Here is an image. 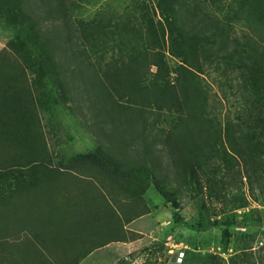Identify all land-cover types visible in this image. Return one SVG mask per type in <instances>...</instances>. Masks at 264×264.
<instances>
[{
    "label": "rangeland",
    "instance_id": "374dc122",
    "mask_svg": "<svg viewBox=\"0 0 264 264\" xmlns=\"http://www.w3.org/2000/svg\"><path fill=\"white\" fill-rule=\"evenodd\" d=\"M67 1L75 2L73 30L82 21L96 19L111 27L96 33L78 30L74 47L62 43L65 50L57 46L53 33L50 44L57 48H52L49 62L39 65L37 46L27 44L30 21L21 15V29H16L5 19L0 0V264H213L214 256L220 264H264V148L257 145L253 151L257 166L251 168L232 154L231 139L225 135L250 99L249 104L254 98L264 101V66L249 71L245 56L226 53L234 38H257L244 20L233 17L239 3L209 0L194 5L206 12L204 20L179 7V21L205 25L202 29L210 38L195 39L192 49H185L160 27V12L150 8L155 34L147 40L149 17L140 7L142 0ZM32 3L38 22L45 15L44 0ZM26 5L22 3L23 12ZM212 20L229 32L226 49H220L222 37L216 40L206 26ZM125 23L141 34L123 33ZM74 53L93 62L91 68L110 67L101 75L111 73L110 82L117 85L128 78L117 75V65L145 54L150 71L142 85L150 86L157 71L162 88L177 85L179 79L190 83L176 91L173 102L164 99V107L151 105L118 119L116 108L108 116L103 102L95 101L93 107L88 88L71 77ZM251 77L255 86L249 84ZM198 84L203 102H197L198 94L191 96L197 91L191 85ZM118 89L110 86L117 99ZM167 97H172L171 89ZM184 100L190 104L188 116L180 107ZM118 102L143 107L126 98ZM114 121L123 142L114 134ZM128 122L133 132L126 128ZM188 135L199 145L206 143V149L195 148L194 153L186 147L181 138ZM259 137L264 142V134ZM100 147L118 161L130 158L125 162L139 176L130 180L132 187H119L92 165L66 168L81 153ZM33 155L42 163L26 165ZM37 181L43 182L31 189ZM209 219L221 225L196 228Z\"/></svg>",
    "mask_w": 264,
    "mask_h": 264
},
{
    "label": "trees",
    "instance_id": "16d2710c",
    "mask_svg": "<svg viewBox=\"0 0 264 264\" xmlns=\"http://www.w3.org/2000/svg\"><path fill=\"white\" fill-rule=\"evenodd\" d=\"M209 0H156V2H153L152 5H150L147 0H142V5L140 7L147 9V15H148V26H147V40L150 41V37L155 34V25L154 21L151 16L150 9L154 11V13H157V10L160 12L162 18V21L160 22V27L162 29H165V27L168 30L169 35L176 41L179 40L180 44L183 45V47L191 46L190 49H192L194 45L195 39L206 41L210 38H207L209 34H207L202 28H205V25H188L187 23L183 24L179 21V7L180 8H186V10L191 14L192 17H200L206 16V12L202 9L200 11L196 10L194 8V5H197L201 2L203 5L204 3H207ZM212 3L216 4L219 2L221 4H226L229 0H211ZM237 1L239 3L238 10L234 12L233 17L238 20H244L247 25H249L253 31L254 34L257 35L256 37H253L251 35L245 36V41L242 42L238 40L237 38H234L231 43L233 44V47L230 51L226 52L229 55H235L238 54L240 57L245 56L247 58L246 60V66L249 69V71L253 70L254 68H257L258 66L262 65L264 66V0H233ZM5 11L3 12V15L7 21L12 23L16 29L20 28V23L22 22L19 18L21 15L26 16V18L30 21V27L29 30H27L26 38H27V44L29 47L31 45L37 46L34 47L35 49L39 50L37 52L36 61L38 60L39 65H42L46 59H48V62L52 58L50 55V52L52 48H57L55 46H52L50 42H52L51 39H55L53 36V33L56 34V43L59 48H62L65 50L66 47L62 45V43H68L72 45L73 39H74V33L80 30V32H94L97 31H107L108 28H110V25H107L104 20H97L96 21H82L80 22L77 27L78 29L73 30L74 24V4L75 2H70L67 0H44V9H45V15L43 16V19L39 18L38 22H36V19L33 18L32 10H34V6L32 3V0H15L12 2V0H2ZM26 2L25 11H22V3ZM218 5V6H219ZM150 8V9H149ZM156 8V11H155ZM195 10V12H193ZM18 12V13H17ZM52 19V20H50ZM145 19V18H144ZM204 20V18H201ZM247 20V21H246ZM20 22V23H19ZM188 25V26H186ZM190 26V27H189ZM211 29V33L215 35L216 40L217 36H221L222 45L220 49H226L227 44L226 42L229 41V32L226 30L221 31L217 27L216 20H212L208 24H206ZM133 28V31L131 29ZM215 28L218 30L215 31ZM121 30L123 33L131 34H141V30L136 29V27L130 26V24H122ZM256 30V32H255ZM64 31H67L66 37L63 38L61 35ZM135 31V32H134ZM253 34V33H252ZM133 35H126L128 37ZM77 36V35H76ZM178 43V42H177ZM39 44V46L37 45ZM261 44V46H260ZM260 46V49H259ZM74 47V45H72ZM30 48L26 50V53H28ZM188 56L191 55L187 54ZM74 56V57H73ZM73 61L75 62V66L71 69V77L72 78H80L86 86V89L88 88L87 94L88 98L94 101L92 103L93 107H97L96 103L97 101L104 103V109L107 112L108 116L112 115V112L117 109V114L119 116L118 119L121 118H127L128 116L133 114V111H139V113L144 112L149 109L148 106L151 105H161L164 107L166 104L164 102V99H169L170 102H173V97L177 93L176 91L183 90L185 86L189 85V79L185 80H178L177 85L171 86L170 84H167L165 88H162L158 85L159 81V74L158 71L152 74L153 78L151 79L150 86L142 85L140 81L143 80L149 74V67L148 72L147 68H145L147 59H149V54L145 55H139L137 57L131 58L129 61H123L121 64L117 65V68H115V72H117V75H124L128 78L120 79L119 85L115 84L114 82H110V77L112 76L111 73L105 77L101 75V72L105 71L106 68H91L93 67V62L90 60L80 59L81 57L78 56L75 53L71 56ZM195 59V58H192ZM154 64L158 66V68H161V62L158 61V57L153 58ZM62 66V65H61ZM95 66V65H94ZM43 67V66H42ZM185 71H188L190 74H195L194 71L189 69V67L184 66L183 67ZM146 70V72H145ZM149 79V78H148ZM150 80V79H149ZM250 85L255 86L254 79L251 77V80L249 82ZM110 86L119 88L117 91L119 94V99L115 98V96L110 91ZM194 86L197 91L195 90L194 93L191 95L198 94L199 99L197 102H203L202 101V95L199 88L202 87V85H191ZM169 87L172 90V97L168 96V89ZM61 88L63 90V93H65L66 85L65 82L61 83ZM153 88V89H152ZM168 89V90H167ZM164 91V92H163ZM163 92V93H161ZM190 92L185 93V96L188 97ZM190 96V99H191ZM128 99L129 102H137V105L142 107L139 110V107L133 108V105H125L123 102L119 103L118 100ZM178 101V99H174ZM251 100V99H250ZM250 100L248 101V106L244 109L241 116L238 118V120L235 123H232V127H229L226 129L225 135L226 137H230L231 139V148L230 151L232 154H237L240 157H243L245 159L246 164H250L251 168L256 165L257 161L256 159L251 158V155L253 151L256 149L257 145L259 147L264 148V142L261 141V138L259 137L264 134V101L260 98H254L252 99L251 104ZM96 101V103H95ZM149 104V105H148ZM190 104L187 102V100H184L181 102L180 107L181 109L188 115L191 113L187 110L188 106ZM117 106V107H116ZM168 108L172 109V106H168ZM134 109V110H133ZM132 113V114H131ZM117 118V116H115ZM120 122V121H119ZM114 123V134L118 136L119 141L123 142L125 141L123 138V133L118 134L119 126L118 123L115 121ZM122 125V123H120ZM129 129V132H133L132 127L133 123L128 122L127 125ZM145 127V125H144ZM186 127V126H185ZM187 129V128H186ZM185 131L184 129L180 130L181 135ZM188 131V129H187ZM236 138V140H233V138ZM201 139L198 140L199 143L201 140H204L203 136L200 137ZM158 141V139H155ZM197 141V142H198ZM234 143L237 144H233ZM181 142L186 145V147H189L193 150L195 153L196 149H199L201 151L205 150L207 147L206 143H203L202 145H199L195 143V138L192 135H188L186 138H181ZM195 150V151H194ZM235 150V151H234ZM37 156L33 155L32 158H29V160L26 162V165L29 164H36V163H42L41 160L36 159ZM129 161V157H125L122 161H118L114 156L113 153L107 152L105 149L102 151L101 147L100 149L92 152L87 153H81L77 159L69 164L66 168H69V166H81L83 164H88L95 166L97 170L103 171L110 179H112L115 183L119 185L121 188H129L132 187V184L129 185L130 180L133 179V177L138 178L139 176H135L133 174V170L129 168V165L125 161ZM250 163H249V161ZM264 167V162H263ZM53 168H50L48 171H51ZM60 171V170H59ZM64 172V171H63ZM43 181H37L33 184L32 188L38 187L42 184ZM163 192V190H161ZM164 193V192H163ZM175 220L178 222L181 220V217L178 214H175ZM234 220H232L230 223H233ZM221 223L218 219H209L207 223L200 222L196 228L200 231L202 230H208L213 229L215 227H219ZM213 257V256H212ZM215 257V256H214ZM213 257V264H220L218 261V258Z\"/></svg>",
    "mask_w": 264,
    "mask_h": 264
},
{
    "label": "crops",
    "instance_id": "0c3cea01",
    "mask_svg": "<svg viewBox=\"0 0 264 264\" xmlns=\"http://www.w3.org/2000/svg\"><path fill=\"white\" fill-rule=\"evenodd\" d=\"M142 216H144V215H140V217H142ZM138 217H139V216H138ZM140 217H139V218H140ZM136 219H137V217L134 218L133 221L136 220ZM133 223H134V222H133ZM133 243H134V241H133Z\"/></svg>",
    "mask_w": 264,
    "mask_h": 264
}]
</instances>
